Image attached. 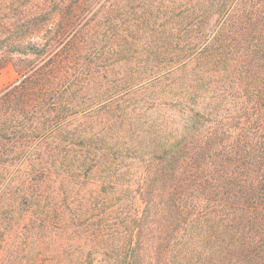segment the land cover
Returning a JSON list of instances; mask_svg holds the SVG:
<instances>
[{
	"label": "trees",
	"instance_id": "1",
	"mask_svg": "<svg viewBox=\"0 0 264 264\" xmlns=\"http://www.w3.org/2000/svg\"><path fill=\"white\" fill-rule=\"evenodd\" d=\"M8 65L0 264H264V0H0Z\"/></svg>",
	"mask_w": 264,
	"mask_h": 264
},
{
	"label": "rangeland",
	"instance_id": "2",
	"mask_svg": "<svg viewBox=\"0 0 264 264\" xmlns=\"http://www.w3.org/2000/svg\"><path fill=\"white\" fill-rule=\"evenodd\" d=\"M16 80V74L11 65H8L0 70V92L10 85H12ZM100 199V197L96 198ZM99 257V256H98Z\"/></svg>",
	"mask_w": 264,
	"mask_h": 264
}]
</instances>
